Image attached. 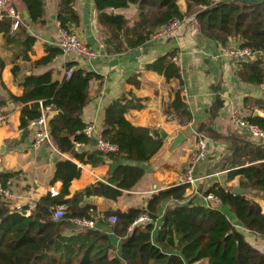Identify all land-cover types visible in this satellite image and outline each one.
I'll return each mask as SVG.
<instances>
[{"label":"trees","instance_id":"obj_1","mask_svg":"<svg viewBox=\"0 0 264 264\" xmlns=\"http://www.w3.org/2000/svg\"><path fill=\"white\" fill-rule=\"evenodd\" d=\"M27 6L32 22L43 21V0H23ZM99 19L105 28L107 41L117 51L124 47V40L129 46H136L149 40L153 32L172 18L182 21L190 15L197 19L203 34L222 44L230 38H238L241 43L258 52V57L242 63L238 70L240 80L254 85H264V3L253 4L246 0H185L186 8L182 9L180 0H94ZM75 0H58L57 18L62 27L74 30L79 24V14L75 9ZM138 6L140 11L139 34L136 41L131 42L126 28L127 19L123 14L111 13L110 10L127 9ZM14 19H0V73L6 62L2 57V49L7 43L25 48L24 59L30 60L29 51L36 42L28 35L26 26L20 23L13 28ZM13 35L4 40L10 31ZM48 54L37 63L51 61L57 49L47 47ZM178 51L172 50L158 58L146 68L158 71L167 79L181 80V69L173 60ZM74 62L68 63L67 68ZM18 66L13 68L15 77ZM100 76L84 69H76L71 77L61 82L52 79L51 72L42 75H28L21 84L24 92L21 96L11 94L10 99L23 104L21 109V128L28 129L32 120L41 115L39 101L53 104L61 110L63 116L51 122L50 133L53 144L63 153H71L80 163L98 164L105 157L113 159L148 161L163 147L160 132L154 136L149 129L134 126L126 113L131 108L141 105L130 96L115 100L106 108L105 129L102 138L118 146L115 153L77 152L75 142H88L83 132L86 126L81 119V111L87 103L89 85ZM140 83L137 82V85ZM183 87L174 93L173 100L166 107L169 119L177 120L187 126L193 120L192 113L183 95ZM139 101V100H138ZM251 102V103H250ZM254 103L264 111V99L247 98L246 104ZM223 106L218 98L211 107V116L215 118ZM246 118L264 129V115H255L251 111ZM203 124L199 128L201 136L210 137L227 145L228 157L219 155L222 167L227 171V178H238V186L252 188L257 193H264V144L252 140L248 134L240 133L239 128L228 135L218 133ZM208 141V140H207ZM209 143V142H208ZM81 174V167L73 160L57 162L54 181H62L59 194L49 193L30 210V214H22L12 208L7 200L0 196V264H264V249L251 244L243 231L234 226L220 208H210L185 200L186 183L175 184L160 190L144 208H130L128 211L112 210L106 212L102 221L116 214L118 220L111 225L112 235L100 228H77L70 221L74 216H88L90 205L68 213L62 220L53 218L54 207L64 205L74 208L75 202L82 200V193L73 198L70 194L71 182ZM144 169L138 166L119 165L109 179V183L98 181L87 192V196H102L116 200L124 190L135 187L143 177ZM10 174H1L4 183ZM234 186H225L215 182L204 190V194L213 193L222 199L246 229L253 234L264 237V203L257 199H249L245 195L233 193ZM203 190V188H201ZM167 199L178 202L170 207L163 217V224L158 236L153 239L154 222L158 218L160 204ZM180 203V204H179ZM53 207V208H52ZM28 209V208H26ZM74 210V209H73ZM143 213H147L151 221L135 225L134 221ZM70 227L76 233L65 234ZM122 237L120 252L114 245L112 236Z\"/></svg>","mask_w":264,"mask_h":264},{"label":"crops","instance_id":"obj_2","mask_svg":"<svg viewBox=\"0 0 264 264\" xmlns=\"http://www.w3.org/2000/svg\"><path fill=\"white\" fill-rule=\"evenodd\" d=\"M43 2V21L32 22L30 18L24 19L28 35L36 39L32 50L29 51L30 60L24 59L25 48L15 42L7 43L2 49V57L6 65L0 73V106H4L7 120L0 124V178L1 174H10L6 182H11V196L8 202L12 208H17V210L28 208L26 215H29V206L34 203L37 205L49 193L52 195V188L59 194L63 183L54 181L55 167L58 161L70 159L81 167V174L71 182L70 194L66 198H73L75 194L82 193L83 199L76 201L74 208L67 209L66 205L67 212L71 213L78 208L90 205L88 216L97 219L96 228L112 235L110 227L113 224L108 222V217L106 218L107 223L102 221L106 212L112 210L126 212L130 208H144L149 199L160 190L184 183L186 165L197 137L201 135L199 128L203 124L207 123V127L228 135L238 130L231 121L230 114L233 107L236 106L243 110L244 115H249L251 111H258V115H264V111L258 109L254 103L246 104L247 98L264 99V85H254L240 80L237 64L216 56L222 43L206 37L194 15L187 16L183 20L178 34L172 39L147 40L136 46H129V42L124 40L125 48L117 51L115 46L107 41L105 28L99 19L94 0H75L74 6L80 20L73 29L99 53L98 58L90 60L76 57L73 54L68 56L62 54L56 45L60 28L57 18L58 0H43ZM12 4L23 13V16L24 12L28 11L23 0H12ZM180 5L185 10V0H180ZM138 6L137 4L127 9L110 10L111 13L123 14L127 19L126 28L131 42L137 40L140 30ZM13 33L14 31L11 30L3 39L7 40ZM229 41L231 43L241 42L238 38H230ZM47 47L57 49L58 52L54 54L51 61L37 63L47 56ZM174 49L178 51L176 55L179 59L176 63L181 69V80L167 79L164 74L146 68L148 64ZM72 62H74L72 66L74 70L84 69L100 76L91 81L88 90L89 99L81 111L82 122L85 125L95 126L94 137L81 147L75 145L77 152H97V138L102 135L106 127V108L123 96H127L128 99L131 96L135 103L138 102L141 105L139 108H131L125 115L134 126L145 127L153 134L163 130L172 138L181 130L191 128L192 132L188 131L187 139L174 150L171 149V142L163 138L162 149L148 161L113 159L106 156L98 164L80 163L71 153L61 152L54 144L43 143L38 148H34L36 128L31 124L26 130L21 128L23 104L14 102L10 99V95L21 96L23 94L24 87L21 81L28 75H42L51 72L52 79L61 82L67 77L66 72L69 69L67 64ZM15 66L19 68L17 77L13 72ZM137 82L140 84L137 85ZM181 87H183L184 98L193 116L192 122L187 126H182L177 120L169 119L166 114L167 105L173 100L174 93ZM218 98L223 101V106L218 115L212 118L210 110ZM239 132L248 134L254 140L247 130L240 129ZM206 138L210 146L218 150V156L228 157L225 155L229 153L225 143L209 136ZM2 146H5L3 152H1ZM122 164L144 169V175L135 187L124 190L116 200L102 196H87V192L98 181L109 183L116 168ZM194 174L197 177L205 176L197 183L200 193L186 199L204 206H207L204 190L212 184L220 182L222 185L235 187L239 182L238 178L229 180L227 171L222 167V160L213 157L197 164ZM234 182L236 185H232ZM188 194L189 189H186L185 195ZM250 194L256 196L257 192ZM247 198H254L264 203V193L258 197ZM185 200L182 203H185ZM177 204L178 202L172 199L164 200L160 204L158 218L154 222L152 232L154 240L158 236L167 210ZM217 207L224 211L234 226L244 232L251 244L261 250L264 249V237L246 229L228 206L220 204ZM76 230L75 227H70L65 234L73 235ZM112 239L117 247L116 252H120L123 238L113 235ZM197 264H204V262Z\"/></svg>","mask_w":264,"mask_h":264},{"label":"built area","instance_id":"obj_3","mask_svg":"<svg viewBox=\"0 0 264 264\" xmlns=\"http://www.w3.org/2000/svg\"><path fill=\"white\" fill-rule=\"evenodd\" d=\"M219 0H213L214 3ZM11 17L14 19L12 30L16 29L20 23L24 22L23 13L20 12L16 6L12 4V0H0V19L4 17ZM182 20L179 18H172L160 27H158L152 34L149 40L152 41H166L174 38L182 25ZM57 47L61 50L62 54L65 56L73 54L76 57L87 58L90 60L96 59L99 53L89 46L80 35L74 30H68L60 24L58 41L56 43ZM220 59L234 61L237 64V69L239 70L242 63L249 62L258 57V52L255 51L250 46L243 45L241 42L230 41L226 44H222L216 55ZM178 55H174L173 60L178 61ZM74 69L69 68L66 72V76L71 77ZM41 115L31 121V126L36 128L35 140L33 142V147L38 148L43 143L53 144L52 136L50 133V126L48 125V117L50 113L55 110L53 104H44L42 100L39 101ZM231 121L233 125L240 129H245L251 133L252 137L259 144H264V129L260 128L258 125L250 122L246 115H244L243 110L238 107H233L231 110ZM7 120V112L4 106H0V124ZM84 135L87 138L94 137L95 126L93 124H87L83 129ZM150 135L154 136L153 132H149ZM84 142H75L77 147H81ZM119 150L118 146L105 141L102 135L97 138L96 151L102 153H113ZM213 157H218V150L211 147L208 141L201 135L197 137L195 147L189 157L188 163L186 165L185 180L184 183L188 185L189 194L185 195V199H190L193 195L199 194V189L197 183L203 177H197L194 174V170L197 164L203 160ZM10 181L3 182L0 180V196L3 200H7L11 196ZM58 192L52 188V195H56ZM207 207L217 208L218 205L222 204V199L213 193L206 195ZM188 199L185 202L189 201ZM36 204H31L29 206L30 210L35 209ZM30 210H28L30 212ZM68 212L64 205H58L54 208L53 218L57 221L62 220L67 216ZM108 222L114 224L118 220L116 214H111L108 216ZM70 221L77 228H95L97 226V219L92 216H74L70 218ZM151 218L147 213L140 215L134 223L131 225L130 230L133 229L135 225L145 224L150 222Z\"/></svg>","mask_w":264,"mask_h":264},{"label":"water","instance_id":"obj_4","mask_svg":"<svg viewBox=\"0 0 264 264\" xmlns=\"http://www.w3.org/2000/svg\"><path fill=\"white\" fill-rule=\"evenodd\" d=\"M249 3H253V4H261L264 3V0H246ZM30 18V15L28 13V11L26 10L24 12V19L28 20ZM255 115H258V111L255 112ZM63 116V112L61 110L55 109L53 110L49 117H48V125H51V122L57 118H60ZM188 131L192 132L191 128H188L187 130H181L178 132V134L175 137H170L168 136V134L165 131H161V136L164 139H168V141L171 142V149H176L180 144H182L188 137ZM26 134V132H25ZM5 150V146L1 147V152H3ZM233 193L235 194H239V195H247L250 193H255V191L252 188H242L240 186H235L233 188ZM20 213L22 214H26L27 210L26 209H19L18 210Z\"/></svg>","mask_w":264,"mask_h":264},{"label":"rangeland","instance_id":"obj_5","mask_svg":"<svg viewBox=\"0 0 264 264\" xmlns=\"http://www.w3.org/2000/svg\"><path fill=\"white\" fill-rule=\"evenodd\" d=\"M236 183H237V181H236ZM236 183L234 182L232 185H236ZM261 194L260 193H257V195L255 196V195H251V194H249V195H247V197H258V196H260ZM251 199V198H250ZM257 245V244H256Z\"/></svg>","mask_w":264,"mask_h":264}]
</instances>
